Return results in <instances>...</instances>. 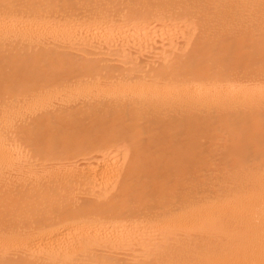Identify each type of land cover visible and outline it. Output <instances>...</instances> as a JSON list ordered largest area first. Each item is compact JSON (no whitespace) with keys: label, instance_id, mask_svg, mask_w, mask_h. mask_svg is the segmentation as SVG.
<instances>
[{"label":"bare ground","instance_id":"obj_1","mask_svg":"<svg viewBox=\"0 0 264 264\" xmlns=\"http://www.w3.org/2000/svg\"><path fill=\"white\" fill-rule=\"evenodd\" d=\"M61 1L0 0V12H28L31 20L43 12L59 13ZM95 1L89 16H107L103 0ZM149 1L147 6L138 0V13L162 8L171 13L178 1L199 13L200 32L190 48L139 73V80L122 82L119 91L121 81L111 74L118 83L111 90L118 87L105 101L99 92L91 98L84 82H78L81 88L75 90L83 89L80 96L92 101L87 104L82 97L77 109H53V100L61 95L60 82L66 83L64 73H95L94 62H78L42 43L31 46L43 34L62 33L59 25L0 19V171L30 169L24 168L28 173L22 176L29 174V180L19 187L22 191L1 188L0 264H122L117 256L89 251L101 240L116 241L114 230L122 223L140 219L168 234L150 261L156 245L140 252V258L150 256L147 264H264V0ZM66 2L62 8L69 10ZM15 39L25 44L16 45ZM22 116L28 122L15 125ZM16 136L42 168H33L29 154L15 148ZM116 138L125 140L129 153L124 167L113 168L118 169L114 192L76 204L67 201L73 198L69 187H91L101 174L98 168V176L95 169L75 175L61 160ZM74 231L81 237L70 241L67 233ZM10 247L21 257L8 259ZM134 261L128 263H146Z\"/></svg>","mask_w":264,"mask_h":264},{"label":"rangeland","instance_id":"obj_2","mask_svg":"<svg viewBox=\"0 0 264 264\" xmlns=\"http://www.w3.org/2000/svg\"><path fill=\"white\" fill-rule=\"evenodd\" d=\"M66 1L67 0H65V2ZM71 1L72 0H70V2ZM87 1L88 0H85V1L82 0V1L78 2V0H77V1H75L77 3L72 1L71 3H74L73 7L70 5L71 3L69 1L66 2V4L69 3L66 6L68 8H70L69 9L70 11L65 10V7H64V9L62 8L64 6L65 2L61 1L63 4V5L61 4L62 7H60V12L62 11L61 13L60 12L56 13L55 11L53 13L50 11V14L48 15V12H47V14L45 12H43V13H41V15L32 16L31 20H29L30 14L28 12L27 13L29 15L26 13V14H23L24 16L23 15L14 16L12 14L8 15L6 13L1 14V12H0V19L4 18L5 20L8 19V20H16V21H19V19H20V21L23 20L24 21L23 23H25V24L28 21L35 20L36 22L46 23L48 25H50L51 23H52L51 25H57V26L59 25L61 27V29L63 30L62 33L60 32L62 35L60 33H53L50 35L43 34L44 39L39 38L40 42L38 39L37 42H35L36 45L33 43V45H31V46L37 47V45H38L41 47L44 45V47H43L44 49L59 50L60 52H62V54L67 55V57L70 59L75 58L76 61L81 60L78 62L84 61V63H85L87 61L86 63H90L88 61H93L94 62L93 64H95V66L98 68L95 73H94L95 70L89 71V73H87V71H86L85 74H84V71H82V72L79 71V72H77V74H78L77 76L71 75L70 73H64L63 74L64 76H68L70 78L67 77L66 83L60 82L61 88H59L60 89L59 93L62 96L61 95L59 96V94H58L57 95L58 101H57V98L55 99L56 101L53 100V102H55L56 105L60 104V100H61L62 105L61 104L59 105L60 108H59V106L56 107V105H55V106H53V109H55V108L61 109L62 107H64V105L66 107L68 106L69 108H71L73 106V108H71V109H75L77 104H82V105L84 104V103H82V101L84 100L83 98H85V100H84V101H86L85 103L88 104L89 102L87 101V99L88 100L90 99L89 101L91 102L92 101L91 98L94 97L93 94L96 96V93H98V92L100 93V96L103 97L104 101L110 99L109 96H114L113 91L115 89L117 90V87H118V85H117V87L114 86V90L112 91L111 90V88L113 87V86L111 87L112 84L113 85L118 84L119 80L121 81L119 83V86L122 85L121 84L122 82H123V84L126 85L127 81L129 82L128 84H131L133 81L132 79H134L135 81L140 79V77L142 75L139 76V73L143 74L145 72L144 74H146V72H151L152 70L158 68V66L160 67V65L162 66V64L169 62L171 60L170 58H172V56L175 55L176 53L179 52L178 53L179 55L181 53L182 54L185 53L186 52L185 49L187 50L190 48L191 43L196 38L197 33L199 34V32H200V30H198L199 29L198 17L200 18L199 13L197 11L195 13L194 12L195 10L191 7H189L187 9V5L181 3V1H178V4L180 3L179 5L180 6L182 5V7L180 8V6L179 7L174 6V12H171L173 14L170 13L171 10L168 11V8L166 9V12H165V10L163 11L164 8H162V10L158 9L154 12L152 11L151 14L147 15V14L138 13V10L135 9L136 3L138 2V0H110V2H109V0H106V2L103 0V2L106 4L105 5L103 3L104 4L103 7L107 6L106 10H109V12L106 11V14L108 13L107 16L105 15V16L97 18V19L91 17L92 15L89 16L90 12H91L90 9L92 10L95 7L94 3L97 1H95V0H89L88 2ZM143 3L147 6L151 5V2L149 0H143ZM84 5H86L85 8L83 7ZM175 7H177L176 8L177 10H175ZM171 8L172 7H170L169 9H171ZM178 8L180 9L179 12H177ZM181 9H183V10H181ZM157 11H158V13H157ZM167 12H169L170 14L169 13L167 14ZM197 15H198V17H197ZM108 16H110V17H108ZM40 21H42V22H40ZM67 33H68V35H67ZM46 35H48V36H46ZM15 40H12V44L15 43V42H13ZM22 40L28 42L27 37L23 38ZM18 42L19 41L16 40L15 44L16 45H19V44L24 45L25 44L23 42L22 43H18ZM70 54H71V56H69ZM175 56H177V54ZM168 59H170V60L167 61ZM146 70H148V71H146ZM100 71H101V73H100ZM72 73L74 74V72H72ZM115 73H117V74H115ZM126 73L128 76L134 75L135 77L134 78L133 77L128 78L127 75H125ZM105 74H107V75H105ZM111 74L117 78L116 82H118V83H115L116 79ZM135 74L136 75L138 74L137 77ZM122 75L123 76L125 75L126 78L123 77ZM73 76H75V77H73ZM78 77H81V79L84 81H82L81 79H78ZM64 78H66V77H64ZM123 78H125V79H123ZM127 78L129 80H127ZM73 79L75 81H73ZM104 79H105V81L103 83ZM130 79H131V81H130ZM111 80L112 81L114 80V82L112 83ZM78 82H80L81 85L84 82L82 87H83V89L85 88V90H90V91H88V92H90V94L88 93V95H91L92 96V97L90 96L91 98L88 95H85L86 97L83 95L80 96L83 89L81 90V93H79L80 92L79 90H75V89H77V87L81 88L80 85L77 86V84H79ZM107 83L110 84L108 86L110 89L108 87L103 88V86H107L106 85ZM103 84H105V85H103ZM100 85H103V86H100ZM121 87H123V86L118 87V91H119V89H121ZM102 89H104L105 91ZM107 89H108V91L106 93ZM71 91L73 92V94H71L72 93ZM76 91L78 92V94ZM111 91L113 93L112 95H111ZM91 92H92V94H91ZM108 92H110V93H108ZM75 93H76V95H75ZM101 93H103V94H101ZM105 93H106V95L110 94L109 96L107 95V97H108L107 99L105 98L106 97ZM82 94H85L84 91ZM97 96H98V94H97ZM59 97H61V98H59ZM70 97H72L73 99H70ZM87 97H89V98H87ZM18 98H20V100L25 99V98H23V96L18 97ZM62 98H64V99L62 100ZM65 99L67 101H64ZM70 100H72V102ZM73 100H74V102H73ZM76 101H77V103H76ZM79 101H81V102H79ZM18 102H20L19 99H18ZM67 102H69V103H67ZM51 107L52 106H49V110L51 109ZM66 107H64V108H66ZM64 108H62V109H64ZM77 108H80V107L77 106ZM52 110H50V111H52ZM34 117H35L34 115L31 116L29 118V121L34 120ZM21 119H22V121H21ZM23 119H24L23 116L21 118L20 117L16 118L14 120V122H15L14 124L15 125L16 124L21 125V124H25L28 122V120L26 122V120L23 121ZM16 120H18L19 122ZM15 139H16L15 144H14V145H16L15 148L19 147L20 151H19V148L17 149L19 152L23 151L22 153L25 152L26 155L29 154L28 157L34 163V166H36V167H33V165H32V167L36 168V169L42 168L43 167L42 165H36V163L39 161V159L33 152H31V149L28 147V145L26 143H24L23 141L19 140L20 138L17 139V136ZM13 142H14V140H13ZM103 145H101V146L95 145L96 147L93 146L92 151H91V146H90L89 150H86V151L82 152L81 154L80 153L74 154L75 156L70 155V157L72 159L68 156L69 157V158H67L68 160L66 159V157H64V159L61 160L62 162L64 161L63 162L64 164L68 162L71 165V167H73L74 171L76 172L75 175L76 174H82L84 172L85 173H93V170L94 169L98 170V168H99L98 172H100V174H101L100 175L96 170L97 176H98V174L100 176H98V178L96 177L97 183L95 181V185L94 184L92 185L93 187L92 186L90 187L85 183H82V184L79 183V186H78L77 183L74 184V182H73L74 185L69 187V189H73L71 192V195L73 193V196H72L73 198H69L67 200L70 203L76 204V203L84 202L87 199L88 200H92L95 198L99 199V198H102L103 194H104V196L105 195L107 196V193L112 194V192H114V182H115L114 178L115 177H113V172H115L114 170H116V169H113V168L114 167H117V168L118 167H124V165L127 161V156H128L129 152L127 150V144H126L125 140H123L122 138H116L113 142L111 141V143H106ZM94 147H95V149H94ZM58 159L59 160H58V162H56V164H58L57 166H60L61 161H60V158H58ZM51 161L45 160V163L51 162L53 164L55 162V161L53 162V160H51ZM105 164H106V166H105ZM104 167L107 168L108 170L104 169V172H103ZM24 168H25V166L23 167V169ZM76 168H78V170H76ZM21 169H22V167L19 169V172H18V170H15V169L14 170L11 169V172H10V169H7L9 171L5 170L6 173L8 172L6 178H5L6 173H5L4 169L2 171H0V193H2L1 188H8L9 185H10L9 187L11 189H15V187H16V189L18 188L17 191L18 190L22 191L27 186V184H25V182H26V178H27V182H28V180H29L28 175L29 174H25V177L22 175H24V173H28V171H25V169L24 170L23 169L21 170ZM28 170H30V169H28ZM79 170H82L81 171L82 173H77V172H79ZM100 170H102V172ZM105 171H107V172H105ZM117 171H118V169L116 170V172ZM9 172H10V174H9ZM40 172H42V171H40ZM15 173H19V174L15 175ZM26 175H27V177H26ZM12 176H13V178H12ZM22 177H24V178H22ZM10 179H11V181H10ZM13 179H15V180H13ZM16 179H18V180H16ZM19 179H20V182H19ZM9 182H11V184ZM12 182H14V183H12ZM23 183H24V185H23ZM12 184H13V187H11ZM32 185L35 188V186L37 184L36 185L32 184ZM70 185H68V186H70ZM19 187H22L23 189L22 188L20 189ZM72 187H74V188H72ZM96 187H97V189H96ZM74 189H76V190H74ZM110 195L108 194V196H110ZM74 196H75V198H74ZM70 200H73V201H70ZM140 220H141L140 222H139V220L134 221V222H136V223H134V225L132 223L133 221L131 222L132 225H130V223H122V225H120V227H118L117 229L114 230V232H115V234H117V236L115 239L116 241H113V242L111 241L113 244H111V242L109 240H108L109 242L105 241V240H101L102 243H100L96 246L94 245V248L92 247L89 252L90 253L93 252V254L94 253L95 254L107 253V255L108 254L113 255L115 258L117 256L118 258H116V259L123 262L122 264H127L128 262H133L134 259H136L135 261H137L139 259L143 260L144 262H146L144 264H147L148 260H146V259H148L147 257H150V256H146L147 255V253H146L145 254L146 258H140L142 256H139V255H141V253L143 252L144 249H146V250H144L146 252L147 248H149L150 246H155L158 243L162 244V241L164 239L165 240L167 239L168 234H164L163 231H161L162 226L157 227V226L153 225L152 223H148L147 221L144 222L147 225V226H145V224L142 221L143 219H140ZM149 224H150V226H149ZM162 233L164 234V236ZM67 234L68 235L70 234V236H69L70 241H75L81 237L80 234L75 232V231L73 234H72V232H68ZM68 235H66L67 238H68ZM165 240L163 242H165ZM114 243H116L117 245H115ZM161 246L158 245V247H157V245H156L153 248L150 247V249L152 248L153 250L152 251L150 250V252H152V253H150L151 257L149 258V261L151 258H153L152 256H153L154 249L155 250L157 248L159 249V247H161ZM95 248H96V250H95ZM1 249H3V248H0V251H1ZM10 249L7 248V250H5V252H6L5 255H7L8 259H11V257H14L15 255L20 254L19 252L16 253L19 250L16 251L14 249L15 250L14 251L13 248H11V247H10ZM8 255L10 256V258L8 257ZM18 256H20V255H18ZM20 257H17V259H19ZM138 257H139V259H137ZM143 261H140V262L143 263Z\"/></svg>","mask_w":264,"mask_h":264}]
</instances>
